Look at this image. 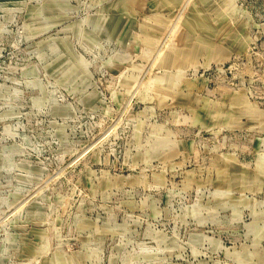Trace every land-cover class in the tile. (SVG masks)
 Segmentation results:
<instances>
[{"label":"rangeland","instance_id":"rangeland-1","mask_svg":"<svg viewBox=\"0 0 264 264\" xmlns=\"http://www.w3.org/2000/svg\"><path fill=\"white\" fill-rule=\"evenodd\" d=\"M0 264H264V0H0Z\"/></svg>","mask_w":264,"mask_h":264}]
</instances>
